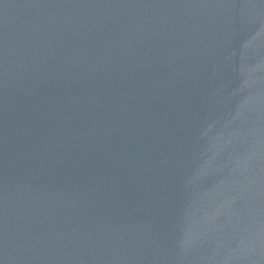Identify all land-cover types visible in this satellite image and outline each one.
I'll list each match as a JSON object with an SVG mask.
<instances>
[{"label":"water","instance_id":"obj_1","mask_svg":"<svg viewBox=\"0 0 264 264\" xmlns=\"http://www.w3.org/2000/svg\"><path fill=\"white\" fill-rule=\"evenodd\" d=\"M0 264H264V0H0Z\"/></svg>","mask_w":264,"mask_h":264}]
</instances>
